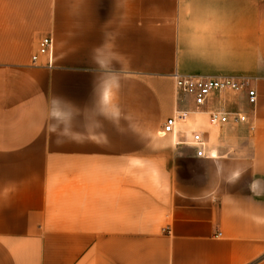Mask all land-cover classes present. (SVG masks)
<instances>
[{
  "label": "crops",
  "instance_id": "crops-1",
  "mask_svg": "<svg viewBox=\"0 0 264 264\" xmlns=\"http://www.w3.org/2000/svg\"><path fill=\"white\" fill-rule=\"evenodd\" d=\"M0 264H264V0H0Z\"/></svg>",
  "mask_w": 264,
  "mask_h": 264
},
{
  "label": "built area",
  "instance_id": "built-area-1",
  "mask_svg": "<svg viewBox=\"0 0 264 264\" xmlns=\"http://www.w3.org/2000/svg\"><path fill=\"white\" fill-rule=\"evenodd\" d=\"M53 49V39L50 36L42 37L38 42L37 51L32 56L33 63H38L42 57L48 56L49 64H52L51 54ZM175 83L179 94L190 96L197 108L204 106L209 97L215 92L226 91H246L248 94V101L255 104L257 101L256 91L251 88L249 79H236L233 77H212V76H192L180 75L174 76ZM233 118L234 121H245L246 117L240 113H230L222 110H214L210 112V124L219 125L226 123ZM187 119L186 111H179L176 115L169 117L162 130L163 134L175 133L179 123L185 122ZM194 145L201 147L198 149L199 156L204 155L205 139L200 131H195L192 134V141Z\"/></svg>",
  "mask_w": 264,
  "mask_h": 264
},
{
  "label": "clouds",
  "instance_id": "clouds-1",
  "mask_svg": "<svg viewBox=\"0 0 264 264\" xmlns=\"http://www.w3.org/2000/svg\"><path fill=\"white\" fill-rule=\"evenodd\" d=\"M99 63H101V65L103 66V61H98ZM112 97H113V92H112V87L110 85L106 86L104 91H103V95H102V101L104 103V105H110L111 101H112ZM111 116L113 118H117L119 116V110L112 108L111 112H110ZM63 114L60 111H54L53 112V116L56 118H60ZM54 131V129H53Z\"/></svg>",
  "mask_w": 264,
  "mask_h": 264
}]
</instances>
